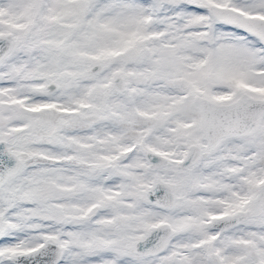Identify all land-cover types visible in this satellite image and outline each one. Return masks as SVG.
Wrapping results in <instances>:
<instances>
[{"label": "snow or ice", "instance_id": "6c2138e0", "mask_svg": "<svg viewBox=\"0 0 264 264\" xmlns=\"http://www.w3.org/2000/svg\"><path fill=\"white\" fill-rule=\"evenodd\" d=\"M0 264H264V0H0Z\"/></svg>", "mask_w": 264, "mask_h": 264}]
</instances>
